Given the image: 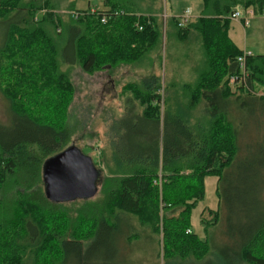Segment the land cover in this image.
Wrapping results in <instances>:
<instances>
[{
    "label": "trees",
    "instance_id": "16d2710c",
    "mask_svg": "<svg viewBox=\"0 0 264 264\" xmlns=\"http://www.w3.org/2000/svg\"><path fill=\"white\" fill-rule=\"evenodd\" d=\"M76 1L0 0V91L14 121L10 127L0 123V264H95L101 256V251L92 255L96 240L101 235L109 238L126 223L136 231L127 236L131 245L139 230L147 232L133 217L144 213L149 216V233L159 237V255L166 264L178 259L207 261L211 230L205 227L206 239L192 231V208L204 196L205 177H218L219 207L209 212L214 214L212 224L219 223L229 197L223 189L227 169L246 153L245 148L241 153L240 129L264 121V94L256 89L264 86V54L247 56L249 76L235 86L241 93L229 84L243 52L229 35L230 15L237 9L263 12L264 0H202L201 14L186 26H179L177 15L168 16L167 35L171 26L181 41L195 33L201 38L203 60L196 67V79L182 83L181 93L176 82L164 89L162 76L155 72L129 85L134 95H127L125 103L139 100L143 112L136 108L126 130L112 134L109 174L101 181L103 199L84 203L73 220L64 203L91 198L52 202L42 177L45 160L69 146L71 126L67 121H41L16 104L36 102L38 89L50 84L46 91L59 88L61 107H66L72 84L61 71L62 60L80 64L85 72L146 60L157 67L150 54L162 44L164 30L160 11L139 3L104 0L103 8L92 13L77 9ZM3 53H9V63L3 62ZM6 75L17 88L3 86ZM24 88L27 92L21 94ZM56 97L52 102L43 98L41 105H54ZM244 194L241 200L251 205L256 194ZM260 212H248L253 218L245 230H229L241 264H264V204ZM226 216L232 220L230 206ZM105 241L103 248L118 246L117 238L114 243Z\"/></svg>",
    "mask_w": 264,
    "mask_h": 264
},
{
    "label": "rangeland",
    "instance_id": "374dc122",
    "mask_svg": "<svg viewBox=\"0 0 264 264\" xmlns=\"http://www.w3.org/2000/svg\"><path fill=\"white\" fill-rule=\"evenodd\" d=\"M103 1L77 0L76 8L80 10L89 9L91 2H99V5L103 8ZM128 2L139 3L144 9L149 7L154 11H160L159 18L164 29L162 44L157 47L155 52L150 54L155 62H158L157 67L152 68L146 60V63L141 65L101 66L94 71L85 72L80 64H72L62 60L61 71L72 84L71 92L67 93L70 99L66 107H61L60 93L58 92L61 90L57 88L49 94L46 90L50 87V84L46 88L43 85L44 82L39 78H34L35 76H33V81L43 85L41 89H38L36 102L28 106L22 101L16 104L19 110L26 111L41 121H48V119H53L56 122L67 121L72 129L69 145H75L85 154L90 155L101 171V178L98 182L99 191L95 197L88 201L75 200L64 203L65 212L73 220H76V211L84 203L101 202L103 199L101 181L109 174L107 165L110 164L112 154L110 146L112 134H116L119 128L123 131L126 130L129 121L134 119L133 114L136 108L139 112H143L144 106L139 105V100L136 101V106L131 105L129 102L125 103L127 95H134L129 85L140 82L143 77L155 72L162 76V87L164 89L169 82H176L179 85L176 87L181 93L183 92L180 87L181 84L195 81L197 76L196 67L203 60L202 41L200 37H197V33L192 34L187 40L181 41L176 30L169 26L167 28L169 33L166 34L168 16L178 15L188 8H191L193 16H199L202 12L201 4H203L201 0H128ZM257 12L258 14L249 19L247 26L239 19H232L229 30L236 46L254 55L264 54V16L261 15L260 11ZM64 18L69 19V14H64ZM1 33L2 29L0 28V35H2ZM2 55L3 62L9 63V53H3ZM160 55L161 61L159 62ZM17 60L22 61L23 58L18 55ZM6 71L8 72V69ZM3 86L10 90L17 88L9 75H6ZM26 89H22L21 94L26 93ZM30 89L33 88L30 87ZM256 89L259 95L264 94V86L256 85ZM231 90L236 93L242 92L239 88H231ZM55 94L59 100L54 105L50 103L45 106L41 105L43 98L52 102ZM165 95L166 92L164 97ZM55 107H57L58 112L53 110ZM10 114L8 100L0 91V123L5 127H10L14 123ZM248 114L249 112H245L246 120ZM200 115L201 109L199 107L195 116L197 118ZM160 128L163 136V122ZM240 131L245 136V138L240 137V142L243 143L241 153L244 154L245 149L246 153L237 158L232 168L227 169V178L223 184V189L225 188V193L229 197L228 202L224 201L225 207L223 208L222 219L218 224H212L214 214L209 211H216L219 207L218 177L212 175L205 177L204 196L192 208L190 215L191 229L200 238H207L205 227H209V230H211L212 253L209 254L207 261L194 262L191 259L187 261L178 259L173 264H241L236 258L237 245L231 241L229 230H245L248 228L251 225L250 219L253 218V215L248 214V212L257 209L258 215L261 213L264 204V121L244 125ZM159 144L162 145L160 139ZM250 191H252V195L256 194L251 205H249L250 202L246 203L245 200H241V196L244 197V193ZM229 206L232 213L231 221L226 220V212H229ZM133 217L135 224L139 228H145L144 230H147V232L139 230L140 236H136L132 244L128 245L127 236L130 235L129 233L136 231L123 223L121 231L112 232L109 236L111 243H114L113 239L117 238L118 246L116 248L114 245L103 248L102 245L109 238L101 235L96 240L95 248H93L92 255L101 251L100 258L98 260L95 258L97 260L95 264H166V261H163L162 256L159 255L160 250L157 239L159 237L149 233L151 231L147 213L142 216L134 215ZM82 231H84V227Z\"/></svg>",
    "mask_w": 264,
    "mask_h": 264
},
{
    "label": "water",
    "instance_id": "95a60500",
    "mask_svg": "<svg viewBox=\"0 0 264 264\" xmlns=\"http://www.w3.org/2000/svg\"><path fill=\"white\" fill-rule=\"evenodd\" d=\"M42 177L47 198L58 203L94 197L101 171L90 155L69 145L45 160Z\"/></svg>",
    "mask_w": 264,
    "mask_h": 264
},
{
    "label": "built area",
    "instance_id": "2783aa9c",
    "mask_svg": "<svg viewBox=\"0 0 264 264\" xmlns=\"http://www.w3.org/2000/svg\"><path fill=\"white\" fill-rule=\"evenodd\" d=\"M101 9L102 7L99 5V2H95V3L91 2L88 10L94 13V12L100 11ZM256 14H257L256 11L252 8H248L246 10L237 9L231 13L230 18L239 19L244 23L245 26H247L249 24V19L251 17H254ZM261 15L264 16V11L261 12ZM178 18H179V26H186L188 23L192 21L194 16L191 14L190 9H186L178 16ZM106 21H107V18L104 16L102 18V22H106ZM249 55H252V54L246 51H243L242 54L237 57L238 72L235 75H233L229 81V84L231 85L232 88H235L237 84L246 83V79L249 76V72L246 67V59H247V56ZM159 93L163 94V90L160 89Z\"/></svg>",
    "mask_w": 264,
    "mask_h": 264
},
{
    "label": "crops",
    "instance_id": "0c3cea01",
    "mask_svg": "<svg viewBox=\"0 0 264 264\" xmlns=\"http://www.w3.org/2000/svg\"><path fill=\"white\" fill-rule=\"evenodd\" d=\"M202 1V0H201ZM202 3H203V1H202ZM201 8L203 9V4H201ZM188 9H190L191 10V8H188ZM193 13V12H192ZM181 14V13H180ZM180 14H178L177 16H179ZM194 17H197V16H194ZM229 35H230V33H229ZM230 37H231V35H230ZM232 38V37H231Z\"/></svg>",
    "mask_w": 264,
    "mask_h": 264
}]
</instances>
